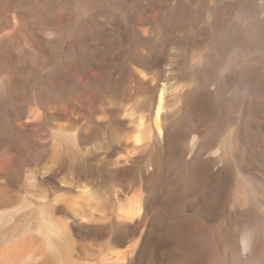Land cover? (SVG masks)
Listing matches in <instances>:
<instances>
[{
  "label": "rangeland",
  "instance_id": "1",
  "mask_svg": "<svg viewBox=\"0 0 264 264\" xmlns=\"http://www.w3.org/2000/svg\"><path fill=\"white\" fill-rule=\"evenodd\" d=\"M97 30L92 33H99ZM202 32L201 21L189 28L192 36L200 37ZM173 46L166 51L168 55L165 53L164 59L171 60L176 64L174 66L194 68L199 63V57L192 56L190 50L185 52L184 46ZM109 47L112 50L110 54L115 57L119 51ZM15 48L10 46L9 52ZM17 49L15 52L22 51V48ZM9 59L0 58V64L7 66ZM40 59L20 58L22 64L30 62L24 65L26 68H21L18 67L22 65L18 63L19 58H12V67L20 70H14L16 73L11 81L10 78L3 80L0 77V163L9 158L7 171L0 168V202L4 206L0 207V212L12 211L16 214L17 223L24 221L33 228L31 235L39 238L41 243L54 241L66 247L74 264H264V156H258L262 154L259 148L264 141V126L255 128V136L261 140L256 144L249 142L242 132L236 130L235 120L223 121L224 108L221 111L212 108L207 101L208 109L196 120L201 130L209 134L201 139L204 147L199 158L194 160L191 153L184 156L178 153L173 159L172 171H168L166 176L161 172L149 186L145 184L148 183L146 177L154 168L148 155V161H140L141 155L136 153L130 162L108 167L104 164V152L100 150L103 147L96 137L98 134L94 132L95 122L105 117L102 113H106V103L114 106L118 104L117 100L121 103L125 99L113 97L108 102L107 98L102 103L93 98L91 100H96V104L91 103L89 100L97 90L94 87L96 82L92 80L99 83L100 78H105L106 82L109 79L117 82L119 79L120 85L117 82V86L123 83L119 89L123 90V94L127 91L125 96L129 97L131 77L130 74L125 75L128 71L124 68V59L78 58L73 63L71 58H44L46 63L44 60L41 62L43 58ZM164 59L154 63L157 74L159 69L162 72L167 67ZM93 60H97L96 64ZM65 61L68 69L63 65ZM53 66L56 67L50 68ZM25 69H28L27 72ZM69 76L71 82L66 79ZM104 80L101 82L106 84ZM34 88L41 89V96L45 95L43 100H39L40 94L36 96ZM235 89V86H230L228 95L233 94ZM14 90L15 93L12 92ZM20 92L26 94L20 96ZM56 94L58 97L55 98ZM77 100L84 107L82 112V105L76 104ZM68 102L73 104H70L73 108ZM124 102L127 104L128 100ZM97 103L101 104L100 111L97 110ZM75 105L79 107L75 108ZM95 112L99 117L90 116ZM52 113L55 115L51 116ZM250 150L252 153L249 154ZM214 153L221 156L219 161H216L218 156H213ZM119 157L115 156L113 161L116 162ZM127 168L130 170L126 171ZM111 170L117 171L112 173ZM84 186L92 190L90 197L83 198L81 189ZM165 187L168 188L167 193L162 192ZM139 188L142 192L146 190L143 199L147 202V212L140 220L141 228L126 231L123 238L115 212L119 208L115 195L117 192L120 195H116L117 199L125 203ZM41 207L48 209L47 213L53 217L54 231L62 239L50 233L49 229L45 231L47 236L44 238L43 233L37 232ZM133 232L137 239L142 233L136 250L127 261H116V256L131 251Z\"/></svg>",
  "mask_w": 264,
  "mask_h": 264
},
{
  "label": "bare ground",
  "instance_id": "2",
  "mask_svg": "<svg viewBox=\"0 0 264 264\" xmlns=\"http://www.w3.org/2000/svg\"><path fill=\"white\" fill-rule=\"evenodd\" d=\"M197 21L203 23L200 37L189 33V28ZM96 30L99 33H92ZM89 31L96 37L93 38ZM172 45L184 46L185 52L190 50L192 56L199 57V63L194 68L188 65H182L185 66L183 69L174 66L175 63L171 60L164 59L166 51L171 50L169 47ZM10 46L16 47L14 51L11 50L12 53L9 52ZM109 46L116 48L119 55L112 57ZM17 48H22V51L15 52L19 50ZM162 56L164 61H167V67L162 69V72L159 69L157 74V66L154 63ZM0 58H11L9 64L7 60V66L4 64L6 67L0 64V77L3 80L10 78V81L13 80L14 70H20L18 67L26 68L24 65L30 64H22L20 58H43L41 62L44 60L45 63L46 58H71L72 63L79 60L78 58H123L124 68L128 71L125 75L127 74V77L130 74L131 77V80L128 79L131 81L129 97L125 96L127 91L123 94V90L119 89L123 83L117 86L119 77L116 82L109 81L110 77L107 76L109 82L103 79L106 84L101 82V78L99 83L95 79L93 81V77L90 78L97 85H94L97 90L95 89V95L93 93L89 100L91 103L96 104V100L92 101L93 98L100 102L107 98L109 102L113 97L128 100L127 104L125 100L121 103L117 100L118 104H113L114 106H110V103L104 104L107 106L106 113H102L105 117L101 122H95L94 132L98 134L96 137L103 147H100V150L103 149L104 152V164L108 167L130 162L133 160L132 155L136 153L141 155L140 161L147 160L148 155V160L151 159L150 163L152 161L154 168L150 176L146 177L148 183L145 184L149 186L161 172L166 176V173L172 171L173 159L178 153L183 156L191 153L194 160L199 158L204 147L201 139L209 134L201 130L196 120L208 109L207 101L212 108L220 111L224 108L223 121L228 123L235 120L236 130L238 133L242 132L245 140L255 144L261 140L255 136V128L264 126V0H0ZM12 58H19L18 63L22 65L12 67ZM65 63L66 61L63 65ZM54 67L56 66L50 68ZM153 68L156 74L152 71ZM179 68L182 72H179ZM27 70L25 69L26 72ZM122 71L124 73V70ZM18 72L17 74L22 71ZM66 79L71 82L70 76ZM230 86H235L236 89L233 94L228 95ZM32 90H35L36 96L38 93L41 96V89ZM25 92L24 94L27 93ZM52 92L54 93V89ZM22 94L20 92L19 95ZM58 95L56 94L55 98ZM40 96L39 100L45 95ZM79 102L76 104H81ZM99 105L101 104L97 103V106ZM82 107L83 105L81 112L84 109ZM100 107H97V110ZM96 112L95 115H89L97 116ZM259 149H262V154L258 156L263 158L264 141ZM251 150L248 153H252ZM217 153L213 156H218ZM117 155L120 157L114 162L113 158ZM220 157H216V161H219ZM213 160L215 162V159ZM150 163L146 162V165ZM8 166L9 158L0 163L2 171L6 172ZM128 170L130 168L126 169ZM113 171L111 170L112 173ZM81 190L83 198L92 194L89 186H84ZM162 190L164 193L168 192V188ZM145 191L142 192L139 188L125 203L117 199L116 192L115 199L118 203L115 202L119 208H116L115 212L123 238L126 237V231L141 228L140 220L144 219L147 212V202L143 199ZM2 206L3 203L0 202V207ZM46 210H40L37 232L43 233L41 235L44 238L47 236L45 231L49 229L50 233L60 238L58 232L54 231L53 217ZM16 218L17 215L12 211L0 212V264H74L66 247L55 244L54 241L41 243L39 238L32 236L33 228L24 224V221L18 224ZM133 234L131 251L116 256V261H127L128 256L136 250L142 233L138 239L134 232Z\"/></svg>",
  "mask_w": 264,
  "mask_h": 264
}]
</instances>
